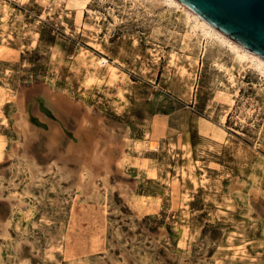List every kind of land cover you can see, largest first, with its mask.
Returning <instances> with one entry per match:
<instances>
[{
	"label": "rangeland",
	"instance_id": "374dc122",
	"mask_svg": "<svg viewBox=\"0 0 264 264\" xmlns=\"http://www.w3.org/2000/svg\"><path fill=\"white\" fill-rule=\"evenodd\" d=\"M80 1L0 0V264H264V76L165 2Z\"/></svg>",
	"mask_w": 264,
	"mask_h": 264
},
{
	"label": "water",
	"instance_id": "95a60500",
	"mask_svg": "<svg viewBox=\"0 0 264 264\" xmlns=\"http://www.w3.org/2000/svg\"><path fill=\"white\" fill-rule=\"evenodd\" d=\"M243 49L264 60V0H178Z\"/></svg>",
	"mask_w": 264,
	"mask_h": 264
},
{
	"label": "bare ground",
	"instance_id": "6f19581e",
	"mask_svg": "<svg viewBox=\"0 0 264 264\" xmlns=\"http://www.w3.org/2000/svg\"><path fill=\"white\" fill-rule=\"evenodd\" d=\"M85 1L86 0H81L80 2L84 3ZM155 1H160V2L162 1L163 3L165 2V4H167L170 8L179 9L181 11L183 17L185 18V21L189 24L190 30L192 32L198 33L200 38H204L207 41H210V42H211V40L217 41L220 45L226 46L228 49L233 51L234 58L238 62V64L241 65V67L253 68L260 75L264 76V60H262L256 54H254V53H252V52H250L248 50L243 49L241 46L236 44L233 40H231L230 38H227L225 35L221 34L213 26H210L203 19L198 17L194 12L192 13L191 11H189L178 0H155ZM196 42H197V40H196ZM197 46H199V45H197ZM80 52H81V50H80ZM85 55H86V53H85ZM82 56H83V54H82ZM173 57L174 56L172 55L171 60L173 59ZM92 59H94V58L91 57V61H92ZM186 60L190 61L189 57H187L185 59V61ZM195 62H197L196 59H195ZM100 63L106 64V67L104 66L105 67V71L104 72H106L107 78H108V80L110 82L112 80H115L118 77L119 73L117 72L116 67L113 66L114 62L110 63L107 60H99L98 59L96 64H100ZM91 76H93V74ZM105 76H104V79H105ZM89 77H90V75L87 78H89ZM56 101H59V100H56ZM100 145L101 144H100L99 141L90 139V140L86 141L85 144H81L76 149V153L78 154L77 160H79V162L81 164L80 165L81 171H80V174H79V178H80L79 185L80 186L83 184V182H82V180L84 179L83 176L87 175V173H89V171L92 170L91 167L92 166H95V167L100 166V161H101L100 157L103 155V152H101V146ZM109 164H110V161H108V159L107 160L105 159L104 161L102 160V166L104 167L105 175L108 174ZM183 173L184 172H182V174ZM88 178L91 180L90 177H88ZM94 178H92V180ZM90 182H92V181H90ZM96 189H98V188H96ZM75 204H79V203H75ZM80 205H81V203H80ZM78 207H80V206H78Z\"/></svg>",
	"mask_w": 264,
	"mask_h": 264
}]
</instances>
